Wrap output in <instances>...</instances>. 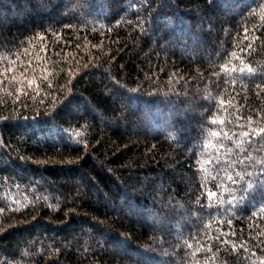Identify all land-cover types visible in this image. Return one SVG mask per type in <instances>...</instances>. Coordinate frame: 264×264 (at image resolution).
I'll return each instance as SVG.
<instances>
[{
	"label": "trees",
	"instance_id": "16d2710c",
	"mask_svg": "<svg viewBox=\"0 0 264 264\" xmlns=\"http://www.w3.org/2000/svg\"><path fill=\"white\" fill-rule=\"evenodd\" d=\"M0 264H264V0H0Z\"/></svg>",
	"mask_w": 264,
	"mask_h": 264
}]
</instances>
